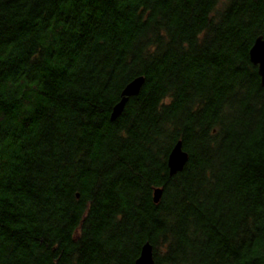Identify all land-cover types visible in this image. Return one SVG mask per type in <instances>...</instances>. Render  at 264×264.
<instances>
[{
	"label": "trees",
	"instance_id": "obj_1",
	"mask_svg": "<svg viewBox=\"0 0 264 264\" xmlns=\"http://www.w3.org/2000/svg\"><path fill=\"white\" fill-rule=\"evenodd\" d=\"M258 36L264 0H0V264H264Z\"/></svg>",
	"mask_w": 264,
	"mask_h": 264
},
{
	"label": "water",
	"instance_id": "obj_2",
	"mask_svg": "<svg viewBox=\"0 0 264 264\" xmlns=\"http://www.w3.org/2000/svg\"><path fill=\"white\" fill-rule=\"evenodd\" d=\"M250 62L257 66V73L260 78V85L264 86V38L263 36H258L248 52ZM144 83L143 77H137L129 82L121 91L119 101L113 106L110 113V120L114 121L118 118L125 104L128 102L130 97L136 96L141 86ZM188 161V154L183 150L182 142L178 141L175 143L171 149L166 165L168 169V175L173 176L181 172ZM163 190L161 188H156L153 190V203L158 204ZM134 264H154L153 260V249L152 246L146 242L142 245L140 249L139 257L136 259Z\"/></svg>",
	"mask_w": 264,
	"mask_h": 264
}]
</instances>
